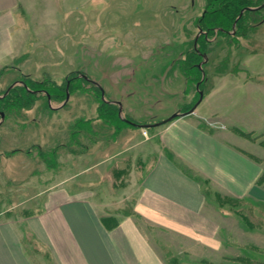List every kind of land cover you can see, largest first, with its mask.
<instances>
[{
	"label": "rangeland",
	"instance_id": "obj_1",
	"mask_svg": "<svg viewBox=\"0 0 264 264\" xmlns=\"http://www.w3.org/2000/svg\"><path fill=\"white\" fill-rule=\"evenodd\" d=\"M226 1L19 0L22 53L0 69V97L21 81L41 93L9 99L0 118L2 218L22 222L38 213L44 191L54 185L93 195L111 226L132 214L167 125L122 124L103 111L104 100L120 102L122 118L153 124L177 109L186 112L202 92L198 112L218 110L221 121L240 131L230 132L234 144L264 160V9L245 14L237 37L207 32L204 24L221 17ZM198 38L206 55L200 69L193 66L204 60L193 55ZM81 76L102 89L104 100ZM204 189L239 220L238 233L228 236L235 248L206 262L182 261L164 242L169 236L159 234L166 263L264 264V204Z\"/></svg>",
	"mask_w": 264,
	"mask_h": 264
},
{
	"label": "crops",
	"instance_id": "obj_2",
	"mask_svg": "<svg viewBox=\"0 0 264 264\" xmlns=\"http://www.w3.org/2000/svg\"><path fill=\"white\" fill-rule=\"evenodd\" d=\"M19 8V0H0V69L22 53ZM199 110L160 132L159 156L136 192L131 215L111 226L93 195L51 186L42 210L22 222L0 214V264H167L159 234L169 236L164 242L182 261L206 262L235 248L228 236L238 233L239 220L204 188L264 204V184L258 183L264 160L234 144L230 132L239 130L221 121L218 110Z\"/></svg>",
	"mask_w": 264,
	"mask_h": 264
},
{
	"label": "trees",
	"instance_id": "obj_3",
	"mask_svg": "<svg viewBox=\"0 0 264 264\" xmlns=\"http://www.w3.org/2000/svg\"><path fill=\"white\" fill-rule=\"evenodd\" d=\"M263 2H264V0H263ZM263 2L256 4L254 6H250V5H248V3H250L249 0H229V2L226 1L225 2L226 10L224 13L221 12L222 13L221 17L218 18V16L216 17V16L212 15L208 19V22H206V24H204V27L206 28L207 32L213 31L215 29V30H218L221 34H225V35L230 34V37L231 36L237 37V30L240 29L239 24H240L241 20L244 18L245 14H247V13L257 14L262 9H264V8H262V9H258V10H250L247 8H256V7L260 6ZM241 11H243V13L240 16ZM207 18H208V16H207ZM219 19L223 20V23L220 24V26L219 25L216 26V24L214 25L213 24L214 21L219 20ZM198 41H199V38L197 39V46L198 47L197 48L193 47V49H192L193 55L196 58H199V59L203 58L204 59L203 56L205 55V52L200 48V47H202V45L200 46L198 44ZM194 57H192V58H194ZM195 64L193 66H196L199 69L201 68V67H199L198 64L197 65H195ZM82 79H84V78L82 77ZM73 80H71V81H73ZM84 80L90 82L91 84H94L97 87V89L100 91V93L102 94V89L99 88L95 83L91 82L88 79H84ZM203 80H205V79H203ZM71 81H68L67 85H69ZM21 83L22 84H20V85H16V86L9 88V90H6L7 92L6 91L4 92L6 95H4V93H3L2 96L0 97V113L1 112L4 113V117H5L6 109H8V106H10L9 102L13 97L16 98L17 101L23 102V101L29 100V98L36 97L37 95H39L41 93L40 90H33L32 88H30L28 86V83H26V81H21ZM68 88H70V86ZM44 91L46 93L47 98L52 100V94L48 90H44ZM103 105H104L103 108H105V109H103V111L106 114H108L111 118L116 117V119L120 123L131 126L128 123L124 122L123 119L119 116V113H118L119 107L116 103H114L112 101H103ZM192 107L193 106H190L189 108H187L186 112L189 111ZM0 118H1V116H0ZM125 119H127L130 122H133V121L129 120L128 118H125ZM164 125H167V124H164ZM238 132H240V131H238ZM263 176H264V171L258 180V183H260V185L264 184V180L262 178ZM103 220L106 221L107 219L104 218ZM106 222L109 223L108 220ZM168 256L171 257L172 255L169 254ZM197 264H201V263H197Z\"/></svg>",
	"mask_w": 264,
	"mask_h": 264
},
{
	"label": "water",
	"instance_id": "obj_4",
	"mask_svg": "<svg viewBox=\"0 0 264 264\" xmlns=\"http://www.w3.org/2000/svg\"><path fill=\"white\" fill-rule=\"evenodd\" d=\"M262 8H264V3L261 4L260 6L256 7V8H247V9H250V10H258V9H262ZM242 13H243V11H241L240 16H241ZM203 57H204V60L199 64V67H201L202 64H204V62L206 61V56L204 55ZM81 77H83L84 79H87V77H85V76H81ZM11 87H13V86H11ZM7 90H9V88ZM103 96L104 95H103V91H102V98L104 100V97ZM68 97H69V94L67 93L64 104L67 102ZM202 98H203V93L200 92L198 103H196V105H194L188 112H184V113H174L171 116H169L168 118H166L165 120L160 121V122H157V123H153V124H137V123L130 122V121H128L125 118H122L121 117V113H122V105H121V103L120 102H114V103H116L118 105V107H119V112H118L119 113V116L123 119L124 122L128 123L129 125H131V126H133L135 128L146 129V128H150V127H159V126H162L164 124H167V123L173 121L174 119H176L179 116H185V115L191 114L196 109V107L198 106V104L201 102ZM0 116H1V120H3L4 119V113L1 112L0 113Z\"/></svg>",
	"mask_w": 264,
	"mask_h": 264
},
{
	"label": "bare ground",
	"instance_id": "obj_5",
	"mask_svg": "<svg viewBox=\"0 0 264 264\" xmlns=\"http://www.w3.org/2000/svg\"><path fill=\"white\" fill-rule=\"evenodd\" d=\"M175 120V119H174ZM162 126H164V125H162Z\"/></svg>",
	"mask_w": 264,
	"mask_h": 264
}]
</instances>
